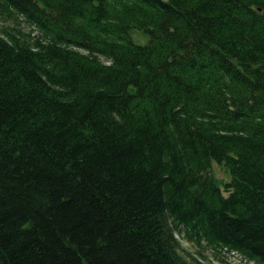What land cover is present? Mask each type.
Returning a JSON list of instances; mask_svg holds the SVG:
<instances>
[{
	"label": "trees",
	"instance_id": "trees-1",
	"mask_svg": "<svg viewBox=\"0 0 264 264\" xmlns=\"http://www.w3.org/2000/svg\"><path fill=\"white\" fill-rule=\"evenodd\" d=\"M0 18V264H194L179 237L264 264V0Z\"/></svg>",
	"mask_w": 264,
	"mask_h": 264
},
{
	"label": "rangeland",
	"instance_id": "rangeland-1",
	"mask_svg": "<svg viewBox=\"0 0 264 264\" xmlns=\"http://www.w3.org/2000/svg\"><path fill=\"white\" fill-rule=\"evenodd\" d=\"M165 2L166 0H161ZM15 23L5 21L0 18V29L5 27H14ZM23 30L28 31L24 27ZM131 40L135 45L144 46L148 43V38L137 31L131 32ZM212 175L219 182H225L229 180L228 173L223 170L220 166L215 163L212 164ZM179 242L181 243V248L183 249L182 255L188 260H195L194 264H250L246 263L237 255L228 254L224 251H218V253H213L210 249H203L195 245H190L185 243L181 237H179Z\"/></svg>",
	"mask_w": 264,
	"mask_h": 264
}]
</instances>
